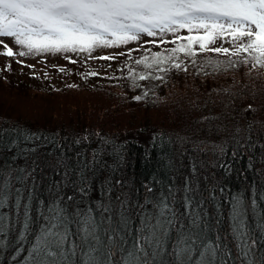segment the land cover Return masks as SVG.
<instances>
[{
	"label": "trees",
	"instance_id": "obj_1",
	"mask_svg": "<svg viewBox=\"0 0 264 264\" xmlns=\"http://www.w3.org/2000/svg\"><path fill=\"white\" fill-rule=\"evenodd\" d=\"M197 35L203 32L111 55L102 59L100 68L77 58L64 60L56 68L57 77L27 72L15 56L0 62V85L8 93L0 104V168L32 172L25 183L15 187L22 188L25 197L31 189L34 216L39 201L48 203L57 196L65 198L69 212L91 206L98 216L106 215L96 205L110 203L115 209L119 197L127 200L135 227L139 205L152 195L148 187L156 195L173 188L176 207L183 212L187 183L191 195L204 202L209 235L215 237L219 232L226 238L222 243L231 249L233 258L236 244L230 235V217L234 197L243 199L248 231L260 238L264 224V69L253 66L244 52L238 57L225 56L202 51L198 44L192 46L191 57L180 51L172 55V49L188 45L182 37ZM208 47L234 50L227 32L216 36ZM157 52L172 59L159 66L152 64ZM241 58L249 64L227 71L214 70V65L204 71L197 67L208 59L225 63ZM137 60L144 63L137 64ZM175 63L187 71L174 68ZM141 75L147 78L141 80ZM24 86L32 103L9 100L11 93ZM16 95L28 99L23 93ZM136 96L142 99L137 101ZM69 196L73 200H67ZM16 248L12 243L0 250V264H23L27 246L22 253ZM262 250L264 244L258 245L256 255Z\"/></svg>",
	"mask_w": 264,
	"mask_h": 264
},
{
	"label": "snow or ice",
	"instance_id": "obj_2",
	"mask_svg": "<svg viewBox=\"0 0 264 264\" xmlns=\"http://www.w3.org/2000/svg\"><path fill=\"white\" fill-rule=\"evenodd\" d=\"M185 27L189 32L202 29L203 35L182 37L188 40V45L172 49L173 56L180 51L191 57L192 46L198 44L202 51L225 56L238 57L244 52L253 66L264 69V0H0V38L12 39L28 53L91 54L97 48L139 40L141 34L155 37ZM225 32L233 41L231 53L229 48L208 47L216 36ZM0 46L6 49L7 57L14 55L3 39ZM25 54L19 52L20 56ZM171 59L172 56L157 52L152 64L159 66ZM238 64L248 65L249 60L221 63L208 59L197 67L204 71L206 66L214 65V70L227 71ZM173 67L181 69V64L175 63ZM134 99L140 101L142 97ZM217 148L224 151L222 146ZM57 164L62 162L58 160ZM17 171L21 175H16ZM25 172L0 168V250L15 243L16 252L22 253L27 246L23 264H236L237 260L240 264H264V250L259 256L255 251L264 244V224L260 226V238L253 237L248 231L246 208L240 197H234L231 205L230 235L236 244L233 258L231 249L222 243L226 238L219 232L215 237L209 235L211 227L204 202L191 195L187 183L183 212L176 207L173 188L156 195L148 187L152 195L139 205V223L133 227L127 200L119 197L115 209L110 203L96 205L106 215L98 216L91 206L69 212L65 198L57 196L48 203L39 201L34 216L31 189L25 197L23 189L15 187L32 175ZM80 191L86 194L83 188Z\"/></svg>",
	"mask_w": 264,
	"mask_h": 264
},
{
	"label": "rangeland",
	"instance_id": "obj_3",
	"mask_svg": "<svg viewBox=\"0 0 264 264\" xmlns=\"http://www.w3.org/2000/svg\"><path fill=\"white\" fill-rule=\"evenodd\" d=\"M201 32H203L202 29L199 31L189 32L187 28L185 27V28H180L175 32L158 33V35L155 37H147L145 34H141L139 40L130 41L126 45H118V46L109 47V48H97L91 54L87 52H77V53H71V52L69 53H63V52L61 53H50V52L35 53L33 52V53H28L27 49L23 48L22 46L16 45L12 39H8V38H0V39H3L4 43L8 44V46L13 49V52H14L13 56H15L14 57L15 60L27 66L26 67L27 72H29V70H32L33 72H35V74L43 73L45 75H51L53 77H57L56 72L58 71H56V68L58 66H63L64 60H68V59L74 60L72 58H77L80 61L90 62L91 66L95 68H100L102 66V58H98V57H105V56L109 57L111 55L120 56V55H116L117 53H123L122 55H125L127 53L132 52L133 50L145 47L146 45H150L154 43L161 44L160 42L161 40L165 41L166 43V42H171L172 39L174 41V38H177L180 36L188 35L190 33L198 34ZM145 40H152L154 41V43H144ZM165 43H162V45ZM22 51L26 53L24 56L19 55V52H22ZM5 52H6V49L3 46H0V62L4 63L5 61L9 60V57L4 55ZM168 52H170V48L168 49ZM183 54L187 56L184 52ZM2 87H5V85L4 84L2 86L0 85V102L2 98H5L8 94L7 91H5V89ZM33 87L36 88V85H34ZM27 88L28 87L24 86L23 89L15 93L16 94L23 93L24 96H28L29 92H27L28 91ZM15 93L13 94L11 93L9 95V100L14 101L15 103H23V104H27V102L30 100L29 96L27 97L28 99H26V98L19 97ZM35 101H38V100H35ZM64 102L65 100H62L59 107H61ZM29 103H32V101H29ZM0 104H3V101ZM48 105L49 107L55 106L54 103H51V104L48 103ZM25 116L26 117L28 116L30 118L33 117L31 115H25Z\"/></svg>",
	"mask_w": 264,
	"mask_h": 264
}]
</instances>
